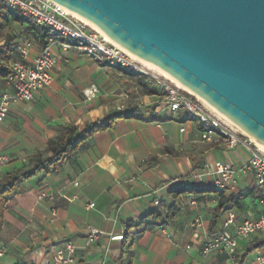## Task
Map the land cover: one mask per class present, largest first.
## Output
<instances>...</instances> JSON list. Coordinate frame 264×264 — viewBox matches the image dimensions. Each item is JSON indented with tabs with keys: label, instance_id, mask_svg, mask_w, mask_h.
Listing matches in <instances>:
<instances>
[{
	"label": "crops",
	"instance_id": "1",
	"mask_svg": "<svg viewBox=\"0 0 264 264\" xmlns=\"http://www.w3.org/2000/svg\"><path fill=\"white\" fill-rule=\"evenodd\" d=\"M26 39L33 41L25 58L31 63L42 47L26 33L14 38L15 47ZM50 52L56 59L51 84L33 100L14 104L0 123V180L43 151L62 126L82 131L85 124L107 121L120 104L119 112L133 116L115 119L57 171L26 180L6 195L0 264H46L64 241L76 247L73 264H257L254 257L264 256V247L248 254L244 247L264 235L241 240L233 256L202 252V243L230 215L236 224L264 215V185L247 169L253 146L230 148L216 135L204 140L197 120L184 111L169 113L158 93H146L143 84L149 81L142 74L94 62L73 47L54 45ZM91 85L97 92L87 98ZM4 89L0 85V94ZM215 162L235 171L233 189L215 187L213 168L196 176ZM176 187L203 190L176 195ZM41 188L58 192L52 203L36 201ZM221 195L226 202L213 222ZM197 219L202 226L194 225ZM87 225L103 232L94 244L86 242Z\"/></svg>",
	"mask_w": 264,
	"mask_h": 264
},
{
	"label": "water",
	"instance_id": "2",
	"mask_svg": "<svg viewBox=\"0 0 264 264\" xmlns=\"http://www.w3.org/2000/svg\"><path fill=\"white\" fill-rule=\"evenodd\" d=\"M53 1L163 69L264 147V0Z\"/></svg>",
	"mask_w": 264,
	"mask_h": 264
},
{
	"label": "built area",
	"instance_id": "3",
	"mask_svg": "<svg viewBox=\"0 0 264 264\" xmlns=\"http://www.w3.org/2000/svg\"><path fill=\"white\" fill-rule=\"evenodd\" d=\"M9 10L17 11L24 20L45 28L50 36L47 39V45L40 49L31 63L25 62V58L33 45V41L26 39L22 45L15 47L18 59H13L10 62L11 72L4 82L5 89L0 94V123L5 120L9 109L14 104L33 100L37 91L51 84L52 77L49 70L54 67L56 59L51 54L50 48L54 45H60L62 48L73 47L94 62L146 76L151 87L156 88L161 96L169 113L176 114L179 111H184L197 120L202 128L204 140L211 141L212 136L216 135L230 148H234L240 143L252 145L253 151L247 169L253 173L258 185H264V153L255 146L247 135L235 130L234 126L207 109L196 96L179 88L163 76L147 70L120 46L106 41L103 35L69 14L63 6L53 0H0V12L7 13ZM55 34L66 38L67 41L56 40L53 37ZM96 92L95 85H91L85 90V96L87 98L93 97ZM122 108V104L116 107L117 111ZM183 131L184 127H181L180 132ZM4 160V157H0L1 162ZM211 168H213L211 174L215 176L214 185L216 188L233 189L235 171L228 164L215 162L212 165H206L205 170L197 173L196 176H203ZM74 185L77 186L78 183L75 182ZM57 194V191L41 188L37 191L35 199L37 202L52 203ZM260 204H264V200H261ZM93 206L94 203L87 205L88 208ZM194 225L202 226V220H195ZM231 226L232 230L229 228ZM102 235L103 232L96 227L86 226V242L88 244L96 243ZM254 235H264V215L256 219L244 220L240 224H236L233 215H230L227 222L224 223L223 229L202 243V252L206 254L217 251L233 256L239 242ZM5 251L6 247L2 246L0 257ZM75 252L76 247L72 243L68 241L58 243L53 248L51 260L46 264H73ZM254 261L257 264H264V256L257 255L254 257Z\"/></svg>",
	"mask_w": 264,
	"mask_h": 264
},
{
	"label": "trees",
	"instance_id": "4",
	"mask_svg": "<svg viewBox=\"0 0 264 264\" xmlns=\"http://www.w3.org/2000/svg\"><path fill=\"white\" fill-rule=\"evenodd\" d=\"M5 17H8L14 23L23 25L24 32L31 36L41 47L47 45V39L50 34L45 28L37 26L28 20H24L20 17L19 13L14 10H9L5 14ZM53 37L61 42L67 41L66 38L57 34L53 35ZM16 57L17 54L14 38L8 37L5 42L0 45V85L4 84L6 78L9 76L11 72L9 64ZM144 77L149 81L146 76ZM143 85L146 89V93H158L156 88L149 86L150 81ZM132 116L133 114L128 112L118 111L109 117L107 121L98 120L85 124L82 131H80L78 127L73 124L62 126L58 134L48 140L43 151H38L28 156L25 164L5 174L0 180V227L2 225L3 211L7 204L6 195L14 193L26 180H29L39 174H50L57 171L64 161L74 157L81 144L90 138L94 133L106 130L111 126V123L115 119L130 118ZM202 190L203 189L201 188L176 187L173 191L177 195L181 193L201 192ZM225 202L226 201L221 195L212 217L213 222L218 217V214L221 212ZM261 247H264V237L254 239L244 247V251L248 254L252 250Z\"/></svg>",
	"mask_w": 264,
	"mask_h": 264
},
{
	"label": "bare ground",
	"instance_id": "5",
	"mask_svg": "<svg viewBox=\"0 0 264 264\" xmlns=\"http://www.w3.org/2000/svg\"><path fill=\"white\" fill-rule=\"evenodd\" d=\"M64 9L71 14L72 16L76 17L77 19L85 22L88 26H90L92 29L96 30L97 32H99L101 35H103V37L105 38L106 41H108L109 43L115 44L120 46L119 44H117L116 42H114L111 38H109L104 32L103 30L95 25L94 23L90 22L89 20L83 18L80 14H78L77 12H73L68 10L67 8L64 7ZM126 53H128L130 56H132L136 61H138L140 64H142L143 66L156 71L157 73H159L161 76H163L164 78H166L167 80H169L170 82H172L173 84H175L176 86H178L179 88L185 90L186 92H189L190 94L194 95L197 97L198 100H200L207 108H209L212 112H214L215 114H217L221 119L225 120L226 122H228L229 124H231L232 126H234L238 131L244 133L245 135H248L244 130H242L241 128H239L238 126H236L233 122H231L230 120H228L223 114H221L218 110H216L211 104H209L204 98H202L199 95H195L193 92H191L188 88H186L181 82H179L178 80H176L175 78H173L170 74H168L167 72H165L163 69H161L160 67L147 62L143 59H141L140 57L130 53L128 50H126L125 48H123L122 46H120ZM249 136V135H248ZM250 137V136H249ZM251 141L255 144V146L264 153V147H262L259 142H256L253 140V138H251Z\"/></svg>",
	"mask_w": 264,
	"mask_h": 264
},
{
	"label": "rangeland",
	"instance_id": "6",
	"mask_svg": "<svg viewBox=\"0 0 264 264\" xmlns=\"http://www.w3.org/2000/svg\"><path fill=\"white\" fill-rule=\"evenodd\" d=\"M2 13V14H1ZM5 13L0 12V42L5 41L8 37L11 38H20L22 35L24 36L25 33H23L24 27L22 25H19L17 23L12 22L10 19L5 17ZM145 67V66H144ZM147 70L153 72L154 74L160 75L154 70H151L147 67H145ZM100 76V75H97ZM207 108V107H206ZM209 109V108H207ZM210 110V109H209ZM211 111V110H210ZM212 112V111H211ZM214 113V112H213ZM215 114V113H214ZM217 115V114H216ZM218 116V115H217ZM235 130H237L235 127H233ZM238 131V130H237ZM240 132V131H239ZM242 133V132H241ZM244 134V133H242Z\"/></svg>",
	"mask_w": 264,
	"mask_h": 264
}]
</instances>
